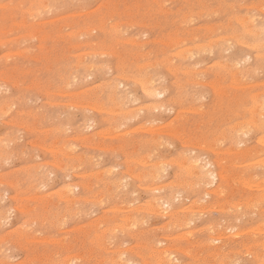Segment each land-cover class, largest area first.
Segmentation results:
<instances>
[{
  "label": "rangeland",
  "instance_id": "1",
  "mask_svg": "<svg viewBox=\"0 0 264 264\" xmlns=\"http://www.w3.org/2000/svg\"><path fill=\"white\" fill-rule=\"evenodd\" d=\"M261 21L264 0H0V264H264Z\"/></svg>",
  "mask_w": 264,
  "mask_h": 264
},
{
  "label": "bare ground",
  "instance_id": "2",
  "mask_svg": "<svg viewBox=\"0 0 264 264\" xmlns=\"http://www.w3.org/2000/svg\"><path fill=\"white\" fill-rule=\"evenodd\" d=\"M21 4H22V3H21ZM247 10H248V9H247ZM113 11H114V10H113ZM113 11H112V12H113ZM109 12H110V11H109ZM57 15H58V14H57ZM247 16H248V15H247ZM105 17H106V16H105ZM244 17H245V16H244ZM248 17H250V16H248ZM252 17H253V16H252ZM255 18H256V17H255ZM236 19H237V18H236ZM239 19H240V18H239ZM246 19H248V18L246 17ZM246 19H245V20H246ZM250 19H253L252 21H254V18H250ZM256 19H257V18H256ZM97 20H98V19H97ZM111 21H112V20H111ZM240 21H242V20H240ZM100 22H101V21H100ZM249 22H250V21H248V23H249ZM16 23H17V22H16ZM19 24H21V23H19ZM105 24H106V22H105ZM242 24H243V23H242ZM114 25H115V24H114ZM117 25H118V24H117ZM249 25H250V24H249ZM92 26H93V25H92ZM102 26H104V24H103ZM94 27H95V26H94ZM96 27H97V26H96ZM113 27H114V26H113ZM113 27H112V28H113ZM118 27H119V26H118ZM89 28H90V27H89ZM115 28H116V26H115ZM248 29H249V28H248ZM101 30H102V29H101ZM88 31H89V30H88ZM91 31H92V30H91ZM94 31H95V30H94ZM252 31H253V36H254V39H253V40H255L256 42H257L258 40H259L260 42H261V40L263 41V39H264V21H261V22H258V23H253V24H252ZM71 32H73V31H71ZM118 32H119V31H118ZM244 32H245V31H244ZM246 32H247V31H246ZM250 32H251V30H250ZM82 33H83V32H82ZM102 33H103V32H102ZM30 34H31V33H30ZM79 34H80V32H79ZM91 34H92V33H91ZM251 34H252V33H251ZM34 35H35V34H34ZM81 35H82V34H81ZM132 35H133V34H132ZM234 35H235V34H234ZM236 35H237V34H236ZM246 35H250V34H246ZM240 36H241V35H239V37H240ZM244 36H245V34H244ZM251 36H252V35H251ZM251 36H250V37H251ZM133 39H134V38H133ZM240 40H241V39H238V41H240ZM246 40H247V39H246ZM253 40H252V41H253ZM105 41H106V40H105ZM134 41H136V40H134ZM242 42H243V41H242ZM242 42L240 41L239 43L242 44ZM263 42H264V41H263ZM263 42H262V45H261V46L264 45ZM94 43H95V42H94ZM138 43H139V42H138ZM138 43H137V44H138ZM243 43H244V42H243ZM258 43H259V42H258ZM245 44H248V43L245 42ZM256 44H257V43H256ZM142 45H143V44H142ZM210 45H211V44H210ZM248 45H251V44H248ZM258 45H259V44H258ZM211 46H212V45H211ZM261 46H260V48L263 50V48H262ZM201 47H202V46H201ZM201 47H200V48H201ZM203 47H204V46H203ZM203 47H202V48H203ZM207 47H208V46H207ZM248 47H250V46H248ZM254 47H255V46H254ZM257 47H258V46H257ZM187 48H188V47H187ZM200 48H198L199 51H200ZM204 48H205V47H204ZM209 48H210V46H209ZM212 48H213V46H212ZM185 49H186V48H185ZM198 49H197V50H198ZM206 49H207V48H206ZM189 50H190V49H189ZM203 50H204V52H205V49H203ZM209 50H210V49H209ZM99 51H100V50H99ZM207 51H208V49H207ZM212 51H213V50H212ZM260 51H261V50H260ZM260 51H258L257 53H260ZM95 52H96V50H95ZM95 52H94V53H95ZM201 52H202V51H201ZM252 52H253V51H252ZM97 53H99V52H97ZM97 53H96V54H97ZM181 53H182V52H181ZM257 53L255 52L254 54H257ZM92 54H93V53H92ZM179 54H180V53H179ZM183 54H186V53L183 52ZM191 54H193V53H192V50H191ZM195 54H196V53H195ZM87 55H90V52H89V54H87ZM94 55H95V54H94ZM187 55H190V52H189V54H186V57H184V58H187V59H188V56H187ZM193 55H194V54H193ZM178 56H179V55H178ZM178 56H177V57H178ZM183 56H184V55H183ZM190 56H191V55H190ZM248 56H249V55H248ZM80 57H81V56H80ZM83 58H84V57H83ZM179 58H180V57H179ZM190 58H191V57H190ZM236 58H237V57H236ZM87 59L89 60V58H87ZM180 59H181V58H180ZM233 59L235 60V58H233ZM249 59H251V58H249ZM84 60H85V59H84ZM89 61H90V60H89ZM93 61H94V60H93ZM236 61H237V60H236ZM96 63H97V62H96ZM236 63H237V62H236ZM92 64H93V63H92ZM99 64H100V63H99ZM150 64H151V63H150ZM85 65H86V64H85ZM89 65H90V64H89ZM94 65H95V64H94ZM118 65H119V64H118ZM161 65H162V64H161ZM163 65H164V64H163ZM83 66H84V65H83ZM91 66H92V65H91ZM97 66H98V65H97ZM100 66H101V65H99V67H100ZM152 66H153V65H152ZM77 67H78V66H77ZM102 67H103V66H102ZM115 67H116V69H117V67H119V66L115 65ZM89 68H91V67H88V69H89ZM92 68H93V67H92ZM94 68H95V66H94ZM100 68H101V67H100ZM122 69H123V68H122ZM123 70H124V69H123ZM120 71H122V70H120ZM117 72H119V70H118ZM122 72H123V71H122ZM171 72H172V71H171ZM223 72H224V71H223ZM57 73H58V72H57ZM75 73L77 74V72H75ZM120 73H121V72H120ZM55 75H56V74H55ZM69 75H70V73H69ZM78 75H79V74H78ZM120 75H121V74H120ZM122 75H123V74H122ZM73 76H74V75H73ZM113 76H114V75H113ZM118 76H119V75H118ZM123 76H124V75H123ZM142 76H143V75H142ZM192 76H193V75H192ZM61 77H62V76H61ZM111 77H112V76H111ZM111 77H110V78H111ZM114 77H116V76H114ZM120 77H121V76H120ZM135 77H136V76H135ZM150 77H151V76H150ZM194 77H195V76H194ZM56 78H57V77H56ZM145 78H146V77H145ZM131 79H132V78H131ZM136 79H137V78H135V80H136ZM141 79H143V77H142ZM141 79H140V80H141ZM74 80H75V79H74ZM107 80L109 81L108 78H107ZM111 80H113V79H110V81H111ZM121 80H122V79H121ZM143 80H144V79H143ZM143 80H142V82H141V85H142V83H143V84L146 83L147 80H148V82L145 84V85H147V84L149 83V81H150L148 77H147L146 82H145V81L143 82ZM63 81H64V80H63ZM68 81H69V78H68ZM68 81L66 80V82H68ZM136 81H138V79H137ZM136 81H134V83H135ZM112 82H113V81H112ZM116 82H117V81H116ZM111 84H112V83H111ZM113 84H114V83H113ZM139 84H140V83H139ZM149 84H150V83H149ZM149 84H148V85H149ZM153 84H154V83H153ZM153 84H152V88H154V87H153V86H154ZM237 84H238V83H237ZM141 85H140V86H141ZM145 85H143V90L146 89V90L148 91V85H147V88H144ZM155 85H156V84H155ZM107 86H108V85H107ZM111 86H112V85H111ZM113 86H114V85H113ZM117 86H118V85H117ZM149 86H150V88H151V85H149ZM155 87H157V89H158V85L155 86ZM112 88H113V87H112ZM115 88H116V86H115ZM113 89H114V88H113ZM157 89H156V88H155V89H152V90L150 89L151 92H153V94H152L150 91H148V93H149V92L151 93V97H152V95H153V98H154V94H155V93H156L155 95H158V94L161 95V94L165 93V92L163 91L164 89H163V90H158V91H160V92H155V93H154V91L157 90ZM91 90H92V89H91ZM108 90H109V88H108ZM110 90H111V89H110ZM110 90H109V91H110ZM114 90L116 91V89H114ZM146 90H145V92H146ZM153 90H154V91H153ZM113 92H114V91H113ZM118 92H119V90H118ZM259 92H260V91H259ZM114 93H115V92H114ZM148 93H147V94H148ZM119 94H120V93H118V95H119ZM148 95L150 96V94H148ZM160 95H158L157 97H159ZM119 97H121V96H119ZM113 98H114V97H113ZM128 99H129V98H128ZM154 99H155V98H154ZM257 99H258V98H257ZM263 99H264V98H263ZM263 99H262V100H263ZM132 100H133V98H132ZM155 100H156V102H157V99H155ZM161 100H162V99H161ZM253 100L256 102V99H253ZM258 100H259V99H258ZM135 101H137V100L135 99ZM158 101H159V100H158ZM254 101H253V102H254ZM260 101H261V100H260ZM162 102H163V101H162ZM255 102H254V103H255ZM131 103L134 104V101H133V102L131 101ZM263 103H264V102H261V103H260L261 105L258 104V102L255 103V104H257L258 107L260 108V107L262 106ZM9 104H10V103H9ZM101 104H102V103H101ZM118 104H119V103H118ZM143 104H144V103H143ZM158 104H159L158 107H160V106H164V103H163V105H160V104H162V103H158ZM122 105H123V104H122ZM124 105H125V102H124ZM248 106H249V105H248ZM255 106H256V105H255ZM255 106H254V108L256 109L257 107H255ZM88 107H89V106H88ZM94 107H95V106H94ZM127 107H129V106L127 105ZM164 107H165V106H164ZM125 108H126V107H125ZM143 108H144V107H143ZM144 109H145V108H144ZM97 110H100V109H97ZM260 110L263 111L264 109H259L258 111L260 112ZM123 111H124V110H123ZM253 111H255V110H253ZM262 111H261V113H258V114H261V115H262ZM117 112H118V111H117ZM256 112H257V111H256ZM263 112H264V111H263ZM140 113H141V112H140ZM147 113H148V112H147ZM133 115H134V114H133ZM123 116H124V115H123ZM136 116H137V115H136ZM132 117H134V116H132ZM144 117H145V116H144ZM259 117H260V116H259ZM223 118H224V117H223ZM260 118H261V117H260ZM248 119H249V118H248ZM126 120H127V119H126ZM87 121H88V120H87ZM104 121H105V120H104ZM247 121H248V120H247ZM237 122H238V121H237ZM247 123H249V122H247ZM250 124H252V123H249V125H250ZM263 124H264V123H263ZM245 125H246V126H245ZM245 125H244L245 128H246V127L248 128V125H247V124H245ZM160 126H161V125H160ZM240 126L242 127L243 125H240ZM244 126H243V127H244ZM254 126H255V125H254ZM155 127H156V126H155ZM150 128H151V127H150ZM257 129H258V128H257ZM88 130H89V129H88ZM237 130H239V132H240V128L236 129V133H237ZM241 130H242V129H241ZM243 130L246 131V130H248V129H246V130L243 129ZM243 130H242V132H243ZM248 132H249V131H248ZM248 132H246V133H248ZM117 133H119V132H117ZM243 133H244V132H243ZM241 134H242V133H241ZM244 134H245V133H244ZM157 135H158V134H157ZM157 135H156V136H157ZM154 136H155V135H154ZM158 136H159V135H158ZM243 136H244V135H243ZM237 137H238V136H237ZM244 137H245V136H244ZM157 138H159V137H157ZM150 139H151V137H150ZM257 140H258V139H257ZM145 141H146V140H145ZM154 141H155V139H154ZM239 141H241V139H240ZM147 142H148V141H147ZM150 142H151V141H150ZM237 142H238V141H237ZM241 142H243V141H241ZM241 142H240V144H241ZM258 142H259V141H258ZM142 143H143V142H142ZM260 143H261V142H260ZM148 144H149V143H148ZM146 145H147V144H146ZM157 145H158V144H157ZM202 145H203V143H202ZM63 146H64V145H63ZM45 149H46V148H45ZM67 153H68V152H67ZM65 154H66V153H65ZM195 156H196V155H195ZM193 157H194V156H193ZM198 157H200V156H198ZM198 157H197V158H198ZM263 157H264V156H263ZM185 158H186V157H185ZM187 158H188V157H187ZM187 158H186V159H187ZM194 158H195V157H194ZM194 158H193V159H192V158H191V159L189 158V159H188L189 162H190V160H191V162H192V161L194 160ZM203 158H204V157H203ZM203 158H202V160H203ZM260 159H261V158H260ZM188 160H187V161H188ZM197 160H198V159H197ZM197 160H195L194 163L192 162V163L190 164V165L193 164V166H192L191 168L194 167V164H195V162H197ZM200 160H201V158L199 159L198 162H202V161H200ZM255 160H256V159H255ZM258 160H259V159H258ZM263 160H264V159H263ZM187 161L185 160L184 163H181L182 166H184L185 162H187ZM198 162L196 163L197 165H198ZM203 162H204V161H203ZM115 163H116V162H115ZM159 163H161V162H159ZM206 163H207V161H206ZM208 163H209V162H208ZM234 163H235V162H234ZM210 164H211V163H210ZM212 164H213V163H212ZM190 165H189V166L187 165V166L190 167ZM199 165L201 166V167L199 168V169H201V170H200L201 173H198V172H199L198 170H196V171H198V172H197V173H198V174H197L198 176H199V174H200L199 177H201L202 180H201L200 178H199V179L202 181V183H203V180H205V179H208V180H209V179L211 178L210 181L213 180V179L216 180L215 178H216L217 175H216V173L214 172L215 169H214V171H212L213 169H212V170H209V168H208L207 165H201L200 163H199ZM185 166H186V164H185ZM145 167H146V166H145ZM157 167L159 168V166H157ZM210 167H212V166L210 165ZM146 168H147V167H146ZM158 168H157V171H158ZM180 168H181V167H180ZM191 168H190V169H191ZM212 168H213V167H212ZM258 169H259V168H258ZM165 170H166V169H165ZM187 170H188V169H187ZM187 170H186V172H187V174H188L189 171H187ZM157 171H154V172H157ZM192 171H194V170H192ZM160 172H161V171H160ZM186 172H185V173H186ZM190 172H191V170H190ZM216 172H217V170H216ZM99 173H100V172H99ZM150 173H151V172H150ZM150 173H149V174H150ZM191 173H192V172H191ZM194 173H196V172H194ZM194 173H192V174H194ZM255 173H256V172H255ZM152 174H153V173H152ZM155 174H156V173H155ZM159 174H160V173H159ZM159 174H158V176H160ZM69 175H70V174H69ZM139 175H140V174H139ZM139 175H137V177H139ZM141 175H142V174H141ZM141 175H140V178H139V179H141V178L143 177V175H142V177H141ZM150 175H151V174H150ZM153 175H154V174H153ZM153 175H151V176H152V177H155V176H153ZM190 175H191V174H190ZM197 175H195V176H197ZM251 175H252V174H251ZM132 176H133V174H132ZM156 176H157V175H156ZM192 176H193V175H192ZM228 176H229V175H228ZM237 176H238V175H237ZM193 177H194V176H193ZM117 178H118V177H117ZM117 178H116V179H117ZM143 178H144V177H143ZM212 178H213V179H212ZM223 178H225V177H223ZM236 178H237V177H236ZM114 180H115V179H114ZM119 180H120V179H119ZM142 180H143V179H142ZM142 180H141V181H142ZM193 180H194V179H193ZM193 180H192V181H193ZM208 180H207V181H208ZM219 180H222V179H219ZM248 180H249V178H248ZM115 181H116V180H115ZM143 181H144V180H143ZM201 181H199V182L201 183ZM234 181H235V180H233V182H234ZM197 182H198V181H197ZM199 182H198V183H199ZM212 182H213V181H212ZM233 182H232V183H233ZM82 183H83V182H82ZM100 183H101V182H100ZM104 183H105V182H104ZM115 183H117V182H115ZM115 183H114V184H115ZM205 183H206V182H205ZM213 183H214V182H213ZM237 183H238V182H237ZM77 184H79V183H77ZM127 184H128V183H127ZM206 184L209 185V183H206ZM250 184H251V183H250ZM81 185H82V184H81ZM85 185H86V184H85ZM117 185H118V184H117ZM120 185H121V184H120ZM253 185H255V183H254ZM82 186H83V185H82ZM103 186H104V185H103ZM139 186H140V185H139ZM149 186H150V185H149ZM218 186H219V185H218ZM248 186H249V185H248ZM263 186H264V185H263ZM45 187H46V185H45ZM143 187H146V186H143ZM187 187H188V186H187ZM219 187H220V186H219ZM249 187H250V186H249ZM71 188H72V187H71ZM97 188H98V187H97ZM162 188H163V187H162ZM90 189H91V185H90ZM158 189H159V188H158ZM185 189H186V188H185ZM250 189H251V188H250ZM66 190H67V189H66ZM69 190H71V189H69ZM135 191H136V190H135ZM149 191H150V190H149ZM151 191H152V190H151ZM151 191H150V192H151ZM159 191H160V190H159ZM171 191H172V190H171ZM68 192H69V191H68ZM70 192H72V190H71ZM214 192H216V191H214ZM218 192H219V190H218ZM155 193H156V192H155ZM172 193H173V192H172ZM175 193H176V192H175ZM70 194H71V193H70ZM170 194H171V193H170ZM206 194H207V193H206ZM168 195H169V192H168ZM172 195H173V194H172ZM172 195H171L170 197H168V198L171 199V198H172ZM176 195H177V194H176ZM218 195H219V194H218ZM62 196H63V195H62ZM149 196H150V195H149ZM156 196H157V195H156ZM173 196H174V195H173ZM66 197H67V196H66ZM66 197H65V198H66ZM70 197H71V195H70V196L68 195V198H70ZM72 197H76V196H72ZM157 197H158V196H157ZM157 197L155 198L156 200H154V201H157V199H158ZM159 197L161 198L162 195L159 196ZM163 197H164V195H163ZM168 198H166V199H168ZM179 198H180V197H179ZM62 199H63V197H62ZM150 199H151V198H150ZM153 199H154V198H153ZM161 199H162V198H161ZM64 200H67V199H64ZM69 200H70V201L67 200L69 203H70V202H74L73 199H72V200L69 199ZM78 200H79V199H78ZM100 200H101V199H100ZM138 200H139V199H138ZM168 200H169V199H168ZM168 200H167V201H168ZM201 200H203V199L201 198ZM67 201H66V202H67ZM75 201H76V200H75ZM98 201H99V200H98ZM154 201H153V204H154V203L156 204V202H154ZM164 201H166V200H164ZM174 201H175V200H174ZM64 202H65V201H64ZM197 202H198V201H197ZM150 203H152V202H150ZM150 203H149V204H150ZM157 203H158V202H157ZM166 203H167V202H165L164 204L166 205ZM170 203H171V202H170ZM159 204H161V203L159 202ZM147 205H148V203H147ZM150 205H151V204H150ZM150 205H149V206H150ZM168 205H169V204H168ZM158 206H159V205H157V207H158ZM238 206H239V205H238ZM159 207H160V206H159ZM164 207H165V206H164ZM170 207H171V205H170ZM151 208H154V206H152ZM168 208H169V206H168ZM177 208H178V207H177ZM127 209H128V208H127ZM149 209H150V207H149ZM149 209H148V211L151 210V209H150V210H149ZM156 209H157V208H156ZM217 209H218V208H217ZM102 210H103V209H102ZM164 210H165V208H164ZM169 210H170V209H169ZM193 210H194V209H193ZM133 211H134V210H133ZM146 211H147V210H146ZM165 211H166V210H165ZM125 212H126V211H125ZM127 212H128V211H127ZM151 212H152V211H151ZM155 212H156V211H155ZM168 212H169V211H168ZM172 212H174V211H172ZM175 212H176V211H175ZM175 212H174V213H175ZM178 212H179V211H178ZM178 212H177V215H178ZM180 212H181V211H180ZM2 213H3V212H2ZM122 213H123V212H122ZM146 213H147V212H146ZM158 213H159V212H158ZM181 213H182V212H181ZM8 214H9V213H8ZM128 214H129V213H128ZM131 214H132V213H131ZM134 214H135V213H134ZM162 214H163V213H162ZM171 214H172V216L170 215V218L173 217V215H174L173 213H171ZM122 215H123V214H122ZM136 215H137V214H136ZM175 215H176V214H175ZM8 216H9V215H8ZM125 216L127 217V219H130V220L132 219V218H128L129 215H128V216L125 215ZM125 216H122V217L126 218ZM130 216H131V215H130ZM132 216H133V215H132ZM179 216H180V215H179ZM179 216H178V217H179ZM143 217H144V216H143ZM174 217H175V216H174ZM174 217H173V218H174ZM178 217H177V218H178ZM124 218H123V219H124ZM175 218H176V217H175ZM177 218H176L175 220H177ZM188 218H189V217H188ZM133 219H134V218H133ZM166 219H167V218H166ZM166 219H165V220H166ZM179 219H180V218H179ZM179 219H178V220H179ZM182 219H183V218H182ZM182 219L180 220L181 222H182ZM184 219L187 220L185 217H184ZM189 219H190V218H189ZM192 219H193V217H192ZM0 220H1V219H0ZM135 220H136V219H135ZM135 220H134V221H135ZM178 220H177V221H178ZM102 221H103V220H102ZM102 221H101V222H102ZM128 221H129V220H128ZM180 221H179V222H180ZM183 221H184V220H183ZM123 222H125V221H123ZM175 222H176V221H175ZM181 222H180V223H181ZM187 222H188V221H187ZM189 222H190V221H189ZM189 222H188V223H189ZM131 223H132V221L130 222V224H131ZM135 223H137V222H135ZM140 223H141V222H140ZM144 223H145V222H144ZM176 223H177V222H176ZM180 223H177V224L181 225L182 223H181V224H180ZM184 223H186V222H184ZM122 224H123V223H122ZM125 224H126V222H125ZM128 224H129V223H127V226H126V227L129 228L130 226H129ZM131 225H132V224H131ZM169 225H170V224H169ZM173 225H175V224L173 223ZM179 225H177V226L179 227ZM89 226H90V225H89ZM114 226H115L114 228H116V226H118V224H117V225H114ZM120 226H121V225H120ZM166 226H167V225H166ZM171 226H172V224H171ZM177 226H176V227H177ZM181 226H182V225H181ZM112 227H113V226H112ZM121 227H123V229L125 228L124 226H121ZM168 227H169V226H168ZM108 228H109V227H108ZM108 228H107V229H108ZM259 228H260V227H259ZM261 228H262V227H261ZM107 229H106V230H107ZM126 229H127V228H126ZM110 230H111V227H110ZM113 230H115V229H113ZM250 230H252V229H250ZM103 231H104V230H103ZM126 231H127V230H126ZM131 231H132V230H131ZM105 232H106V231H105ZM111 232H112V231H111ZM128 232H129V231H128ZM208 232H209V231H208ZM223 232H224V231H223ZM102 233H103V232H102ZM102 233H100V234H102ZM108 233H109V232H108ZM239 233H240V232H239ZM231 234H232V233H231ZM233 234H234V233H233ZM112 235H113V234H112ZM189 235H190V234H189ZM225 235H226V234H225ZM87 236H88V235H87ZM113 236H114V235H113ZM217 236L219 237L220 235H217ZM217 236H215V237H217ZM222 236H224V235H222ZM105 237H106V236H105ZM109 237H110V236H109ZM186 237H187V236H186ZM231 238H233V237H231ZM201 239H202V238H201ZM215 239H216V238H215ZM218 239H219V238H218ZM99 240H100V238H99ZM206 240H207V239H206ZM210 240H212V239H210ZM219 240H220V239H219ZM100 241H101V240H100ZM104 241H106V239H104ZM232 241H233V240H232ZM102 242H103V240H102ZM162 242H163V241H162ZM210 242H211V241H210ZM218 242H219V241H218ZM103 243H104V242H103ZM158 243H159V242H158ZM220 243H221V242H220ZM105 244H106V243H105ZM199 244H200V242H199ZM100 245H101V244H100ZM145 245H146V244H145ZM230 245H231V244H230ZM101 246H102V245H101ZM224 246H225V245H224ZM224 246H223V247H224ZM152 247H153V246H151V249H152ZM225 248H226V246H225ZM105 249H106V248H105ZM115 249H116V248H115ZM164 249H165V247H164ZM166 249H167V248H166ZM218 249H219V248H218ZM223 249H224V248H223ZM107 250H108V249H107ZM121 250H122V249H121ZM153 250H155V249H153ZM187 250H188V249H187ZM124 251L126 252V250H124ZM124 251H123V252H124ZM131 251H132V250H131ZM161 251H163V253H165V255H163L162 252H161V253H160V254H161L160 256H164V257H162V258H164V260L161 259V258H160V259H161V261H165V260H166L165 258H167L166 255H167L168 251H167V250H161ZM183 251H184V250H183ZM112 252H113V251H112ZM120 252H121V251H120ZM123 252H122V253H123ZM125 252H124V253H125ZM155 252H156V251H155ZM106 253H107V252H106ZM109 254H110V253H109ZM117 254H119V252H118ZM120 255H121V254H120ZM120 255H119V256H120ZM123 255H124V254H123ZM123 255H122V256H123ZM108 256H110V255H108ZM156 256H158V255H156ZM170 256H171V255H170ZM257 256H258V255H257ZM71 257H72V256H71ZM73 257H74V256H73ZM76 257H77V256H76ZM76 257H75V258H76ZM78 257H79V256H78ZM112 257H113V256H112ZM120 257H121V256H120ZM124 257H125V256H124ZM153 257H154V255H153ZM176 257H177V256H176ZM255 257H256V256H255ZM259 257H261V255H259ZM259 257H258V258H259ZM118 258H119V257H118ZM121 258H122V257H121ZM154 258H155V257H154ZM169 258H170V257H169ZM258 258H256V259L258 260ZM262 258H263V255H262ZM64 259H65V258H64ZM66 259L69 260V259H68V256L66 257ZM70 259H72V258H70ZM109 259H110V258H109ZM114 259H115V257L113 258V261H114ZM157 259H158V258H157ZM171 259H172V258H171ZM175 259H176V258H175ZM256 259H255V260H256ZM58 260H59V259H58ZM75 260H76V259H75ZM75 260H74V262H75ZM110 260H111V259H110ZM118 260H119V259H118ZM257 260L255 261L256 264H257V262H258ZM260 260H261V259H260ZM101 261H102V260H101ZM103 261H104V259H103ZM133 261H134V260H133ZM157 261H158V260H157ZM161 261H158V262H161ZM178 261H179V260H178ZM262 261H263V260H261V262H262ZM74 262H73V263H74ZM118 262L121 263V260L118 261ZM118 262H117V263H118ZM167 262H168V261H167ZM68 263L71 264V261L69 260ZM75 263H76V262H75ZM102 263H103V262H102ZM120 263H119V264H120ZM122 263H123V262H122ZM124 263H125V261H124ZM259 263H260V262H259ZM54 264H56V263H54ZM62 264H63V262H62ZM127 264H135V263H134V262L131 263V260H130V263H129V261H128ZM163 264H164V262H163ZM174 264H175V263H174ZM262 264H263V263H262Z\"/></svg>",
  "mask_w": 264,
  "mask_h": 264
}]
</instances>
